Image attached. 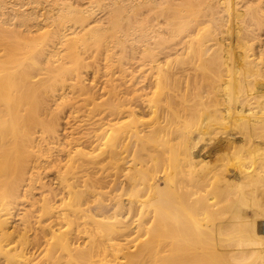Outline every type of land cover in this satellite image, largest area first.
<instances>
[{
  "label": "bare ground",
  "instance_id": "obj_1",
  "mask_svg": "<svg viewBox=\"0 0 264 264\" xmlns=\"http://www.w3.org/2000/svg\"><path fill=\"white\" fill-rule=\"evenodd\" d=\"M106 1L105 7L113 8L120 4L121 0ZM126 1L128 3L121 7H115L113 10L129 8L135 11L137 18L134 20L128 18L127 31H120L123 36H113V43H116V46L122 45L125 39L135 35L138 50L143 48V51L148 53L151 49L158 48L159 53L164 56L163 62L158 63L152 60L147 64L148 70L155 78V90L149 99L143 101L147 112L151 114V119L153 116L148 125L149 131L140 130L138 125L140 121L137 119L136 110L124 103L118 108L114 107L110 115L108 114L109 118L104 117L102 113V117L100 114L98 117L97 115L87 116L84 123L89 124L91 128L95 124V117L100 123L96 122V124L103 125L100 127V131L98 130L99 134L95 133L93 138L92 136L88 137V134L87 137L82 135V132L80 135L78 133L81 131L79 126L75 129L70 128L72 131L68 145H80L85 141L84 143L89 142L91 145L97 143L96 146H100L103 144L100 143L101 141H107L110 150L107 149L108 151L106 150V154L103 155H93L95 152L93 149L91 152L77 149L75 151L77 156L69 157L67 163L69 172L65 175L63 171L59 177L57 176L61 183L59 185L64 189V192L61 191L70 200L64 206L67 209L54 212V209L46 208L49 202H44L45 205L40 210L51 214L50 216L45 215V217L48 216V219L34 216L32 210L20 218L22 222L20 225L18 224V228L10 231V227H7V217L13 215L17 207L23 205L24 200L26 201L28 198L31 200L30 197L34 194L35 185L32 176L34 170L38 168V164L33 165V162L29 160V157L35 156L29 148H35L36 140L28 132L18 131V127L13 126L11 130H7L0 122V264H94V258L100 253H107V251H111L113 254L114 259L111 264H226V262L246 264L247 261L253 259L255 263L258 260L259 264H264V235L258 234L256 231L257 220L253 219L249 224H245L243 230L239 228L241 222L239 217L242 219L246 213L244 207L246 209L255 207L257 212L255 217L260 218L264 215V201L263 204L257 201L259 196V198H264V155L260 153L264 150V14L259 8L264 0ZM63 6L72 13L77 11L76 8L66 4ZM219 9L221 10L219 11ZM221 13L229 17L226 24H223ZM243 16H246V19H240ZM154 21L156 22L154 23ZM98 22L65 28L64 33L55 37V41L52 39L54 42L52 49L49 50V53L47 52L44 58L49 62L61 61L59 59L62 57L64 48L71 44V39H68L69 34L65 31L82 29L92 32ZM102 22L103 20H100L99 23ZM73 53L80 56L77 46L75 49L70 48V53L67 54ZM158 56L159 54L153 55L154 58ZM52 58L56 60H52ZM2 64L3 61H0V75L5 72ZM1 80L0 97L8 94L17 96L18 92H22L25 88V84H20L16 89L7 85L4 87V92L5 84ZM66 87L70 89L71 86ZM66 87L62 89L64 93ZM64 93H62L63 97ZM5 109L9 110L7 105ZM181 112L186 116L178 115L182 114ZM3 113L4 111L0 108V115ZM175 117L179 122H176V119L174 122ZM86 126L88 129V125ZM175 126L176 128L172 130L171 128ZM168 129H171L169 131L170 138L173 134L177 138L186 135L183 141H179V138L175 139L180 143L183 142V145L185 144V149L183 145L182 148L184 161L188 167L184 169L182 165V170L187 171L189 168L188 170L193 175L192 181L190 173L186 176H189L190 180L184 179V176L183 179L186 182L191 181L192 187L197 191L194 190L189 195L184 192L178 193L181 196H188L184 198L190 205L187 206L186 202L182 203H184L183 208L187 209L186 212L189 213L191 221L186 214L187 218L184 215V217L180 216L185 211L183 209L181 213L182 203L178 204L182 197L178 201L175 197L177 192L174 193L173 189L171 191L170 188L161 187L162 183L167 186L169 183L178 182V188L184 189V181L180 183L179 181L181 175L186 174L179 171L180 165L176 168L179 171L180 179L177 171L178 178L172 182L173 174L171 177L169 173H165V177L159 179L153 178V170L148 165L150 160L153 162L164 161L156 160L158 157H162L161 152L164 149L161 148L164 146L167 149V144L170 141L164 139L163 142V138L160 137L162 141L159 142L162 146L160 145L158 148L162 150L161 152L157 150L151 152L146 147L147 143L158 142L159 133H167L165 134L167 138ZM173 131L175 133H172ZM127 138H136V145L140 144L142 147L138 150L139 153L135 152L137 156H132L135 153L131 155L135 159L132 160V166L128 167L127 173L121 174L124 181L122 180L119 185L116 184L117 178V180L114 178L112 180L116 187L119 185V190L123 187L126 191L130 189L127 194L132 200L127 201L128 203L125 202L126 204L121 200L115 202L113 216L108 217L111 216L107 215L110 208L109 212L104 213L107 210L106 206H102L104 203L97 205L98 200L95 199L97 201H94L97 205L95 207L100 212V214H96L100 215V220H98L99 218L95 219L97 218L95 215V218L93 215L83 217L85 219L87 217L88 223L92 225L93 229L88 232V241L85 243L87 246L81 250L75 247L74 239L70 236L73 235L72 226L86 212L83 209L86 199L92 198L93 194L99 191L96 188L103 186L101 185L102 180L95 179L98 175L95 173L97 175L95 176L92 173L96 170L100 172L99 167L104 169L106 160L108 164L110 163L109 165L118 168L123 161V144ZM158 143H156L157 146H159ZM175 146H173L175 151L172 152L178 153ZM142 153H145V159ZM105 155L104 159L106 160L103 159ZM164 155L166 156V154ZM164 158L162 157V159ZM168 158L165 160L168 161ZM256 161H261L262 166L260 169L252 171L249 164ZM38 163L40 162L38 161ZM102 163L103 165H101ZM182 164L185 166L184 162ZM97 165L101 166L95 170ZM101 172L100 174H104ZM100 177L104 178V175ZM178 179L179 181H177ZM152 180L153 183H150ZM132 184L135 185L130 188ZM188 184L190 185V183ZM210 186L213 187V198L217 199L216 202H212L213 198L210 197V199L208 197H205L207 199L201 198L202 193L199 195L200 198H194ZM178 188L175 190L178 191ZM189 188L185 187V192H188ZM104 189L101 190L104 191ZM179 194L178 197H180ZM65 197L63 196L64 199ZM164 197L175 198L174 201L166 202L163 201ZM192 197L194 199H191ZM114 200L116 201V199ZM176 201L181 214L175 211L177 217L176 220L174 218L173 220L182 226L181 233L176 228L178 226L175 227L179 236L176 234L177 232L174 234L172 231H166L173 223L167 227L164 222V219L169 220L170 215H168L169 212L167 214V211L173 213L172 202ZM164 202H166V206H164ZM36 203L34 201L31 207L33 208ZM185 203L186 206H184ZM189 207L194 209L193 212L202 210L205 213L200 215L202 219L198 216L197 218L200 220L194 219L195 217L193 218L192 215L194 216L195 213H190L191 208L189 209ZM88 208L91 210L90 206ZM179 208L177 207V209ZM207 213L209 215L205 216L208 218L206 221L203 216ZM131 214L135 220L136 218L138 220L126 226L124 222L127 220L125 219ZM34 218L38 220L35 221ZM106 219L113 221L107 220V222ZM187 219L190 224L186 221ZM245 219L243 217L242 221L249 220V218ZM43 220L51 221L44 225ZM121 220L123 221L121 222ZM175 223L173 225H176ZM123 228L124 230H121ZM175 228L170 227V230ZM32 230L36 232L33 239L30 240L29 233ZM95 231L116 235V240L120 243H116V241L114 243V239L108 236L107 242L103 243ZM93 232L99 239L92 237ZM78 238H80L79 235ZM15 243L16 246H14ZM56 246L62 249L63 255H56L54 252Z\"/></svg>",
  "mask_w": 264,
  "mask_h": 264
},
{
  "label": "rangeland",
  "instance_id": "obj_2",
  "mask_svg": "<svg viewBox=\"0 0 264 264\" xmlns=\"http://www.w3.org/2000/svg\"><path fill=\"white\" fill-rule=\"evenodd\" d=\"M126 3H128V1L121 0L120 4H117L113 8L121 7ZM64 4H66L69 7L76 8L77 11L75 13L70 12L67 8H64L63 6ZM105 4H107L106 0H0V51H1L0 61H3L2 65L5 70V72L2 75H0V79H2L1 81L5 84L3 86V91L5 92L4 87L7 85L16 89V87L19 86L20 84H25L24 90L22 92H18L19 94L17 96L14 95L10 96L8 94L5 95L6 97L5 96L0 97V108L4 111V113L0 115V122L3 123L4 128H6L7 130H11L13 126L18 127V131H26L31 135L33 139L36 140V143L34 144L35 148L33 147L29 148L30 151L34 152L35 156L29 157V160L33 162V165H35V163L38 164L37 165L38 168L34 170L32 176L34 180L35 189L33 191L34 193L33 196L30 197L31 200L29 198L26 201L24 200L22 203L23 205L17 207L14 214L7 217V222H8L7 227H10L11 229L10 231L14 230L15 228H18L22 222L21 221L22 219L20 218L24 217L26 213L32 210H33L32 214L34 216L37 217L42 216L48 219V216H50L51 214H46L45 210H40V208L43 205H45L44 202L45 203L49 202L46 205V208H52L54 209V212L67 209L64 206H66L70 200H68L65 197L66 195L63 193L64 189L59 185L61 183L59 182L60 179L58 180V177L60 173H62L63 171L65 175L69 172L67 169L68 168L67 163L69 157L74 158L75 156H77V153L75 152L77 149H82L86 152H91L93 149L95 150L93 155H103L107 149L110 150V147L107 145V141H101L100 143L103 144L100 146H96L97 143L92 145L89 142L84 143L85 141L83 142V144L80 145H76V144L68 145L69 143L68 140L71 139L70 136H71L72 128L75 129L79 126L80 127L79 130L81 129V131L78 132L79 134L80 132H82V135L86 136L88 134L87 135L88 137L92 136L93 138V135L95 133L99 134L98 132L101 129L100 127L103 126L102 124L101 126L98 125L100 123L97 121L96 118L100 115L102 117V114H104L103 115L104 117L109 118L111 110H113L114 107L117 108L120 107L124 103L125 105L128 104L127 105L128 107L132 106V108L136 110L137 119L140 121L138 124L140 130L144 132L149 131L148 125L151 123L153 116L151 119V114L147 112V109L143 104V101L149 99L151 97V94L155 90V85H154L155 78L153 77L152 73H150V71L148 70L147 64H149V62H151L152 60H155L158 63L163 62L164 56L159 53L160 50L158 48L151 49L148 53H145L143 51L144 50L143 48L138 50L137 49L138 44H136L135 42L136 39L135 35L134 37H128L127 39H125V42L122 45L116 46L117 44L113 43L112 37L123 36V33L120 31L121 30L124 32L127 31L126 28L129 24L128 18L130 17L131 20H134L135 18H137V15L135 14L134 10H130L129 8L120 9L119 11H117V10H113V8L105 7ZM261 6L259 5L260 11H262L264 14V9H263L264 3H262ZM220 10L221 9H219V11ZM221 15L223 17L222 18L223 24H226L229 17L227 15H224L223 13H221ZM45 17L46 19H43ZM240 19H246V16H243ZM100 20H103V22L99 23ZM96 21L99 22L97 23V25L95 24L97 27H95L94 31L92 32H86L85 30L82 29H71L69 31H65L67 32V34H69L68 39H71V44L68 45V47L64 48L61 55L62 57H60L59 59L61 61L49 62L48 59L44 58L47 55V52L49 53V50L52 49V46L54 44V42H52V39L55 41V37L58 34L64 33L63 31L65 28L67 27L70 28L74 26L80 27L82 25H88L89 23H94ZM155 22L156 21H154V23ZM75 46L78 47V51L80 54L79 57L75 53L71 55L67 54L70 53V48L75 49ZM66 50L67 52H65ZM155 54H159V56L154 58L153 55ZM52 60H56V59L52 58ZM170 60H172V58H170ZM66 86H71V87L70 89L69 88L67 89ZM64 87H66L65 93L62 90ZM61 92L65 94L64 97ZM6 105L8 106L9 110L5 109ZM161 105H165V104H161ZM96 115L97 117H95L94 119L95 124L92 125V128L89 126V124L84 123V121L87 120V116H96ZM178 115L186 116L184 115V113L182 114L179 113ZM175 119L176 122H179V120H177L178 119L177 117L174 118V122ZM96 122L98 124H96ZM86 125H88V129ZM175 128L176 126L171 129L174 130ZM171 129H168V135H167L168 139L166 138L165 135L167 133L164 132L159 133L158 136L159 138L160 137L163 138V142L164 139H166V141H170L168 142L169 144H167L168 150L163 146L161 149H164V151L161 152L162 150L158 148L160 147V145L162 146L161 142H159L162 141L161 140L162 138H160V140L158 138L159 143L158 142L155 143L151 142L149 144L147 143V147H146L151 152H155L156 150L161 152L162 157L165 158L169 157L168 161H166L165 158L162 159V157L161 158L158 157L156 161L159 160L162 161L164 160V161L153 162L150 160L148 165L149 168L153 170L152 172V175H154L153 178L159 179L160 177H165L164 175L165 173H169L170 176L172 177L173 174V177L171 178L172 179L171 182L176 180V178L178 177L180 179L179 171H182V173L185 172L184 174L186 175H181L182 181L181 180L179 181V179L177 180L179 181V183L184 181L183 182L185 183L184 189L178 188L179 187L177 184L178 182L176 183L173 182L174 184L169 183L167 186L163 185V183L161 182L162 183L161 187L163 186L164 189L167 187L170 188L171 191L174 190V193L177 192L175 193V197L177 198V200L178 199L180 200L181 197L183 199L184 197L187 196L186 195L187 193L189 195V193L194 191L195 188H193L191 185V181L193 180V175L190 173V170H188L189 168H187V171L186 170L183 171L184 169H186V167H188L186 166L187 165L186 161H184L185 160V157L183 155L184 150L182 148L183 145L182 141L185 140L184 137L186 135L179 136V134H177L179 136L178 139L177 136L173 134L171 135L170 138L169 136L171 133L169 134V131H171ZM172 133L175 132L173 131ZM54 135H56V137H54ZM175 138L178 139L179 141L182 140L181 141L182 143L177 141ZM136 141H137L136 138H127L125 140L123 144L124 145L123 146L124 153L122 156L123 161L122 164H120L121 166L119 165L118 168H115L113 167V165L112 166L109 165L110 163L109 164L107 163L108 161L104 159L106 155L104 157L102 156L103 159L107 161L104 162L106 163V165L103 166L104 169H101L102 167H99L100 172L102 171L104 174H100V172H98L99 170L98 171L96 170L98 169L97 167L103 165V163L101 165L96 166L95 168L96 172L94 171L92 174H94L95 176L98 175L99 178L98 177L95 178L94 175L92 176L95 179L102 180L101 185H103L104 187L102 186V188L100 187L96 188V190L99 191H96L93 194L92 198L94 199H92L91 197L90 198L88 197L89 199L88 198L86 199L84 204L85 206L83 205L84 207L83 206L82 207L87 213L85 212L84 215L81 217V219L75 222V225L72 226L73 235H71L70 237L74 239L73 243H75L76 245L75 247L83 250L87 246L85 245V243L88 241V237H89L88 232H91L93 228L92 225L88 223L89 220L87 219V217L86 219L83 217L87 215L88 217L92 215L93 217L94 215L96 217L98 213L100 214V212H98L99 209L97 210L95 206H97L98 204L101 205L103 203L104 204L106 203L105 205L104 204L102 205V206H106L107 209L105 210L104 213L109 212V208H110V212H109L110 214L108 213L107 215H111L108 217H112L113 216L112 213H114L115 211V209H113L114 208L113 205L115 206L116 204L115 202L121 200V202L125 203L129 200H132V198L127 194V192L129 193L130 189L126 187V189H128L126 191L125 188L123 187L121 190H119L120 188H118V186L120 185V182H122V180L124 181V177L122 175H125L127 173L126 171H128L127 170L128 167L132 166V162H133L132 160L135 159L132 156L135 155L137 156L135 152H138V150H140L142 147L140 144L136 145ZM156 143H158L159 146H157ZM174 143H176L179 146V148L178 146H175L176 144ZM173 146L176 147L178 153L172 152L175 151V148L173 150ZM184 146L185 144L183 145V147ZM167 152H169L168 155L170 156L167 155ZM260 153L264 155V150H262ZM164 154H166V156ZM178 154L180 155L177 156ZM144 155L145 153L142 156ZM59 159L61 160L60 163H59L60 161ZM38 161L40 163H38ZM181 162L182 163L184 162L185 166ZM175 163L178 164L176 165ZM155 164L156 166L154 167ZM157 164H160L161 166L159 167V165ZM178 165H180L181 168L180 167L178 168ZM182 165L184 168L183 170H182ZM108 166H110L111 168L110 167L108 168ZM172 166L173 168L175 166L174 168L175 171L172 168ZM249 166L251 167L252 171H255L261 168L262 162L256 161L252 164L250 163ZM106 167L108 168V170H106L107 169ZM176 168H178L179 171L178 169L176 170ZM103 170H106L107 172L106 171L104 172ZM177 171H178V177L176 176ZM157 172L159 173L161 172V174L158 173L159 174L158 175ZM188 173H190L189 174L191 179L190 182L188 181L186 182V180H190L189 176L186 177ZM155 174L157 175L155 176ZM101 175H104V178H102L103 176L100 177ZM105 177L107 178L105 179ZM113 178L118 179V180L116 179L117 180L116 184H119L117 185V187L115 185V182L113 183L112 180ZM183 178L186 180H184ZM103 179H105V181H103ZM104 183L106 184L104 185ZM150 183H153V180L150 181ZM188 183H190V185ZM133 185L135 184H132L130 188L134 187ZM185 187L186 189L189 188L188 192H185L186 190ZM211 187L212 186H210V188L208 187L207 190L205 191H201L198 195H196L197 197L194 196V198L198 199L201 196V198L210 197L212 199L214 197V191L212 190L213 187L212 188ZM177 188L178 191L175 190ZM101 189L102 190L104 189L105 192L102 191ZM50 190H52V192H50ZM61 190H63V192ZM123 190L125 191L123 192ZM60 191L62 195L64 194L63 196L65 197V199L61 195ZM178 192L179 193L184 192L186 193L185 194L186 196L183 195L181 196ZM178 194L180 195V197H178ZM96 195L97 198H95ZM98 195L101 196L99 197ZM45 197L47 198L44 199ZM175 197H172L170 199L168 197H164L163 201L166 202L168 200L174 201L173 199ZM259 197H258L259 200L257 199V201L263 204L264 198H259ZM194 198L192 197L191 199ZM90 199L93 201H91ZM95 199H97L98 202ZM114 199H116V201ZM143 200L145 201V198H143ZM181 200L179 201L180 203H178L179 205L182 202H186V201L188 202V200H185V198L183 201ZM34 201L37 202L33 207L35 210L31 207V204L34 203ZM94 201L97 202V205H95L96 203ZM216 201L217 199L213 198L212 202H216ZM166 202H164L165 204L164 206L167 205ZM186 203L184 206H186ZM188 203L187 206L190 205ZM178 204L177 201L172 202V206L174 208V209L172 208L173 213H171L172 211L171 212L167 211V214L169 212L168 215H170V217L166 215L165 217L166 218L168 217L169 220L164 219V222L167 227H169L172 223L174 224L176 222L175 223L176 225L172 224L170 227L175 228L176 226H178L176 228L178 229L179 233H181L183 231L182 226L177 224V221H174L176 220L175 218L177 217L175 211H178L177 213H179V211H181L180 208H182L181 211L182 213L184 209L185 210L184 213L182 214L179 213L181 214L180 215L181 217L183 215L185 216V214L186 216H188L189 213L186 212L187 209L183 208L184 203L181 204L182 207L180 208ZM159 205L161 207L162 203ZM89 206L91 207V210L90 208H88ZM177 207L179 209H177ZM190 208L191 207H189V209ZM161 209L163 210L165 208H161ZM243 209H245L246 213L244 214V216H242V219L243 217L244 219L246 217L245 220H248L249 218L248 220L249 222L247 221L248 222L247 223L245 220H244L245 222H243L238 215L239 220H241V222L238 220L240 222V223L238 222L240 225L239 226L240 229L244 228V225L249 224L250 221H253V219L257 220V222L259 220L264 219V215H262V217L260 218L255 217L257 216L255 207H252L251 209L249 208L246 209L244 207ZM192 210L194 209L191 208L190 210L191 212L189 210L188 211L192 213L193 212ZM195 211L197 212V210ZM196 212H193L195 213V215L198 213L196 216L192 215L193 218L195 217L194 219H198L200 215L205 214L202 212V210L198 211L197 213ZM158 213L161 214V212L159 211ZM45 215L48 216L45 217ZM207 215H209V213H207L203 217L206 218ZM99 216H97V218L95 217L94 218L95 219L99 218L98 220H100ZM171 216L174 217L171 218ZM186 216L185 218H187ZM189 216L188 219L190 220ZM101 218L103 219L102 216ZM170 218L171 220H173L174 218V220L171 221ZM200 218L202 219V217ZM188 219L186 221L188 222V224H190ZM33 220L36 221L38 219L34 218ZM107 220L110 221L109 219H106V221ZM125 220H127L126 221L127 223L124 222V224L128 226L138 219L136 218L135 220L134 216H132L131 214ZM205 220L207 221L208 218H206ZM43 221L45 222V223L43 222L44 225L50 222V221L46 222L45 220ZM122 221L123 220H121V222ZM257 222H256V231L258 234H261L260 230L257 229ZM124 224L122 223V225ZM170 227L168 228V230L166 229V231L168 232L172 231L174 234L175 232H177L176 234H178L176 228L170 230ZM121 230H124V228ZM35 232L36 231L32 230L29 233V236L31 237L30 240L33 239ZM95 232H93L92 237H96L97 239L101 238L102 239L101 241H103V243L104 241L107 242L108 240L107 236L109 238L112 237V239H114L113 242L116 241V243H120L119 241L116 240V235L108 234L106 232H104L103 234L100 232L102 234L101 235L97 231L96 233L99 236L98 238ZM78 235L80 238H78ZM251 235L254 236V234ZM14 246H16V243L14 244ZM54 252L56 253L57 256L63 255V251L59 246L55 247ZM113 259L114 258L111 251H107V253L98 254L97 257L94 258V264H106L108 262H110L108 264H111ZM253 260L247 261L246 264L260 263V261L258 260L256 261V263ZM229 262L233 263L232 261ZM226 264L229 263L226 262Z\"/></svg>",
  "mask_w": 264,
  "mask_h": 264
},
{
  "label": "crops",
  "instance_id": "obj_3",
  "mask_svg": "<svg viewBox=\"0 0 264 264\" xmlns=\"http://www.w3.org/2000/svg\"><path fill=\"white\" fill-rule=\"evenodd\" d=\"M257 229L264 235V219L257 222Z\"/></svg>",
  "mask_w": 264,
  "mask_h": 264
}]
</instances>
